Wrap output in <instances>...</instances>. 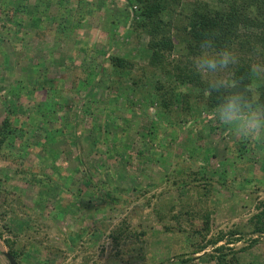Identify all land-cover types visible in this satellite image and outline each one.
Here are the masks:
<instances>
[{
	"label": "rangeland",
	"instance_id": "1",
	"mask_svg": "<svg viewBox=\"0 0 264 264\" xmlns=\"http://www.w3.org/2000/svg\"><path fill=\"white\" fill-rule=\"evenodd\" d=\"M0 6V121L5 115L2 101H13L17 89L21 91L18 103L31 108L32 101L24 97L21 87H29L33 78L46 73V80L53 81L51 88L63 90V97L71 99L59 104L58 113L61 123L74 125L77 134L72 141L69 131L65 136L55 133L50 145L44 129L51 131L52 123L35 119L29 109L18 110L28 135L42 145L19 154L22 160L17 165L25 175L13 176L15 166L0 162V194L6 188L12 194L5 200L0 196V264H8L4 241L24 249L20 264H169L173 255L193 257L196 264H214L198 259L204 252L190 256L184 247L194 241L190 227H198L197 221L189 223L186 212L192 209L196 220L207 194L187 186L175 189L177 180H190L192 173H206L213 182L207 194L210 201L215 200L210 207L213 225L206 238L221 231L225 240L233 241L229 249L244 263L264 264V234H250L248 227V220L258 213L255 205L264 201V136L242 140L234 125L219 123L218 114L211 117L203 112L196 118L179 112L177 119L159 117L154 104H147L154 101L148 82L138 92L122 91L114 122H104L98 112L82 118L75 113L80 93L73 102L70 90L78 65L99 61L95 53L99 50L118 57L129 55L138 66L146 63L140 53L146 38L127 30L130 15L126 16L125 3L0 0ZM110 39L112 47L107 43ZM256 75L259 80L261 72ZM95 93L96 98L108 96L105 89ZM41 100L40 90L34 92L33 103ZM94 119L104 126L94 131L93 139L88 129ZM151 124L158 133L143 136ZM109 143L120 153L112 151ZM50 152L57 157L53 162ZM26 171L49 180L51 187L47 182L30 184ZM66 176L70 180L64 182ZM145 186L148 189L138 195ZM163 226L173 231L166 232ZM140 229L146 232L143 243L132 236ZM230 231L236 234L229 236ZM252 239L258 242L254 246L249 244ZM205 252L210 254L211 248Z\"/></svg>",
	"mask_w": 264,
	"mask_h": 264
},
{
	"label": "trees",
	"instance_id": "2",
	"mask_svg": "<svg viewBox=\"0 0 264 264\" xmlns=\"http://www.w3.org/2000/svg\"><path fill=\"white\" fill-rule=\"evenodd\" d=\"M122 1L125 3L126 16L130 15L127 18L130 21L127 30L136 32L137 37L142 34L146 38L145 46L140 48V53H143L146 63L138 66L128 57L129 55L118 57L110 52L96 51V55H99V61L80 64L72 74L70 90L73 95V102L75 100L74 95L80 93L78 101H75V113H79L82 118H85L92 113L94 114V112H98L97 114L104 122L107 120L114 122L115 108L120 109L119 106L115 105L117 99L123 95L122 91H132L133 89L137 91L139 87L142 88L147 82L151 84L150 93L154 99L152 103L147 101V104L150 107L154 104L155 115L158 114L159 117L173 116L177 119L179 112L184 116L189 114L194 117H199L204 112L206 116L213 117L218 114L217 105L222 103L223 98L232 92H243L254 102L258 96L259 105H264V0H213L212 4L204 0ZM18 8L20 7H17L14 11H18ZM10 11L13 14L11 8ZM4 12L5 9H3ZM211 30H218V33L214 36V46L216 48L229 46L236 53L238 63L224 71L199 72L194 66V57L200 54L199 44L202 34ZM110 34H114V29ZM107 43L109 47H112V39ZM254 65L258 67L254 69ZM32 68L36 70L35 67ZM257 72H261V75L258 76L261 77L259 80L256 77ZM156 73L158 75H155ZM45 74L42 73V77L45 78ZM159 74L162 79L159 78ZM42 77L40 73L38 79H32L29 87H21L26 92L24 97L28 99V102L32 101L30 103L31 108L28 107L29 104L25 106L18 103L21 94L18 89L13 95V101L11 100L7 104L2 101V104H5V115L0 121V162H8V164L15 166L12 171L13 176L25 175L24 168L17 165L22 160L19 154L22 155V152L27 151L28 148L42 145L40 140L37 141L31 135H28L26 124L23 126L25 122L22 123L21 115H18L19 109L23 111L29 109L31 113H34L32 116L35 119L42 118L45 122L52 123L53 128L51 131L44 129V139L50 145L54 144L53 137L55 133L57 136V134L63 135L65 131H69L71 134L70 140L72 141L77 135L74 125H63L58 113L59 104L66 105L70 103L71 99L69 101V99L63 97V90L52 89V80L42 79ZM216 79H222L226 83H230L231 80L235 79L239 81V87L235 89L225 87L221 88L218 93L213 92L210 96L206 95L203 89L208 88L210 81ZM41 80L44 81L42 83L44 85L41 84ZM127 83L128 85H126ZM100 89H105L108 96L96 98L95 92ZM246 89L248 90L246 91ZM39 90L43 100L33 103V94L36 91L39 92ZM98 106H100L99 111ZM193 108L194 110L191 111ZM128 110L127 106L125 111ZM65 123L69 122L66 121ZM103 126L104 124H100V121L92 120L88 132L93 136V139L96 136L94 131H100ZM148 127L143 136L152 138V134L157 130H154L152 124ZM100 133L105 132L101 131ZM98 143L96 141L94 145ZM239 143L240 147L243 148L244 143L242 141ZM109 146L115 153H120V148H117L114 143H109ZM108 147L105 148V153L110 150ZM14 151H17V154ZM50 154L51 162L57 159L52 152ZM27 174L29 175L30 184L44 185L43 182H47L39 174L32 172H27ZM68 177L70 176L64 177L63 181L70 180ZM190 177V180H177L175 189L178 190L187 186L198 193L202 191V193L209 194L208 188L213 182L210 177L206 176V173L202 175L192 173ZM45 185L51 187L52 183L48 180ZM148 187L145 186L138 192V195L145 192ZM97 190L94 187L92 194L94 195ZM73 193H71L72 197L76 198ZM207 194L204 195V200L200 201L204 204V208L198 211L199 216L196 220L192 209L186 212V215L189 216V223L197 221L198 226L197 228L190 227V235L194 237V241L184 245L188 249L187 254L192 256L204 252L198 259L206 262L214 261V264H250V262L244 263L242 259L236 256V253L229 249L228 244H232L233 241L228 242V240H225L223 232L218 231L215 236L211 235L206 238L213 225L210 218L213 211L210 210V207L215 202L212 199L210 201ZM10 195L12 194L9 193L7 188L0 194L3 200ZM107 201L115 203L116 199L107 198ZM255 207L258 209V213L248 220L249 233L262 235L264 234V201H258ZM162 230L166 232L173 231L167 226H163ZM179 231L180 229L175 230V232ZM228 234L234 236L236 233L230 231ZM132 236L137 243H143L146 232L143 229L136 230L132 233ZM4 242L8 248L7 253L14 259L16 264H20L25 252L24 249H15L13 242ZM220 242L221 245L216 246ZM257 243V239L249 241L250 246ZM208 246L211 248L210 254L205 252ZM115 254L119 258V253ZM191 258L193 257L176 258L173 255L169 264H196V262H192Z\"/></svg>",
	"mask_w": 264,
	"mask_h": 264
},
{
	"label": "clouds",
	"instance_id": "3",
	"mask_svg": "<svg viewBox=\"0 0 264 264\" xmlns=\"http://www.w3.org/2000/svg\"><path fill=\"white\" fill-rule=\"evenodd\" d=\"M217 33L218 30H211L202 34L199 44L200 54L194 57V66L199 72L224 71L238 63L236 53L229 46L220 48L214 46V36ZM256 67L258 66H253L254 69ZM225 87L238 88L239 81L233 79L230 83H226L222 79H216L210 81L209 87L203 91L210 96L213 92L218 93ZM217 111L219 123L234 125L242 140H253L264 136V105H259L258 96L254 102L243 92H232L217 105Z\"/></svg>",
	"mask_w": 264,
	"mask_h": 264
},
{
	"label": "water",
	"instance_id": "4",
	"mask_svg": "<svg viewBox=\"0 0 264 264\" xmlns=\"http://www.w3.org/2000/svg\"><path fill=\"white\" fill-rule=\"evenodd\" d=\"M3 256L5 257L8 264H16L14 259L8 253H3Z\"/></svg>",
	"mask_w": 264,
	"mask_h": 264
}]
</instances>
